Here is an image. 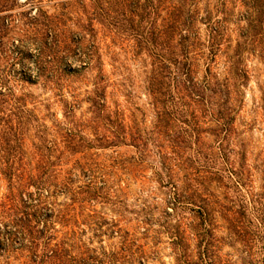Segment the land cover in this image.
Instances as JSON below:
<instances>
[{
  "label": "trees",
  "instance_id": "obj_1",
  "mask_svg": "<svg viewBox=\"0 0 264 264\" xmlns=\"http://www.w3.org/2000/svg\"><path fill=\"white\" fill-rule=\"evenodd\" d=\"M230 1L74 0L81 15L74 23L77 31L67 35L71 0H0V182L5 189L0 194V249L11 244L3 237L8 232L35 259L42 252L45 264H129L134 259L146 264L163 234L174 264H264V160L249 155L235 125L244 103L242 89L255 74L251 62L261 65L264 77V0H234L241 7L236 39L226 38ZM45 4L58 10L50 15ZM21 5L28 10L17 18L11 11ZM19 22L24 36L36 39L33 79L29 68L20 75L6 70L10 59L12 66L25 59L22 39L12 50L4 43L11 25ZM200 24L206 26L203 37ZM101 29L108 32L104 39L131 33L133 60L141 55L149 125L137 120V108L128 117L129 108L107 103L111 83L96 41ZM68 59L78 66L72 68ZM112 62V72L119 71ZM89 70L94 72L92 88L83 99L89 117L77 119L72 86ZM36 83L54 92L62 119L52 121L50 139L42 124L44 132L36 131L29 152L23 112L28 113L33 95L24 86ZM259 92L264 118V81ZM122 146L133 148L134 155L115 157L110 167L126 170L132 179L151 168L171 212L165 209L155 221L158 229L146 214L141 237L120 235L118 252L95 254L82 246L73 253L74 235L67 230L71 216L65 209L55 211L51 201L57 185L66 193L73 182L71 169L84 176L89 172L86 190L78 194L85 196L83 201L101 197L105 184H94L93 163L87 162L99 155L90 152ZM152 156L158 168L149 161ZM70 163L67 176L55 182ZM225 246L232 251L224 252Z\"/></svg>",
  "mask_w": 264,
  "mask_h": 264
},
{
  "label": "rangeland",
  "instance_id": "obj_2",
  "mask_svg": "<svg viewBox=\"0 0 264 264\" xmlns=\"http://www.w3.org/2000/svg\"><path fill=\"white\" fill-rule=\"evenodd\" d=\"M25 0H19V4L24 3ZM70 7L74 10H69L70 21L67 22L69 33L77 31V27L74 25L76 19L80 17V12L76 8V3L71 0ZM239 4L231 0L227 4L228 20L226 23V38H237V25L236 21L239 19L241 12ZM76 9V10H75ZM27 5H21V7L15 8L11 11L18 18L19 13L27 11ZM44 10L48 14H54L58 10L53 7L52 4H45ZM32 11V13H34ZM10 12H3L2 14H9ZM240 25H243L241 23ZM101 27L100 25H98ZM25 28L21 22L13 24L7 31L4 37V43L7 48L11 50L13 47L19 44L20 39L25 42L22 49L25 59L22 63L12 66V60H9V64L6 66V70L11 75L21 74L27 68L31 71V78L33 79L35 71L33 70V54L35 53V38L24 36ZM100 29V28H99ZM199 32L202 37L206 33V26L204 24L199 25ZM108 32L101 29L98 34V41L100 51L102 53L104 61V71L108 74L109 82L111 86L107 88V103L113 105V103L120 104L129 108L125 110V114L129 117L133 107L137 108L135 116L137 120H146V124H150L151 113L149 111L148 100L145 95L143 78L144 72L140 57L133 60L131 45L134 43V39L131 33L124 32L120 37L116 36L113 40L110 38H101L102 34ZM87 40V39H86ZM112 60H115L119 64V71L112 72ZM223 58L220 59V68L222 67ZM67 63H70L71 67L78 66L79 62L72 59H68ZM251 67H255V74L250 78L249 83L244 87V103L237 115L236 127L241 132V138L244 139L246 148L249 155L253 157L257 156L264 160V118L262 116V110L259 107V85L263 84L264 77L261 65H258L255 61L251 62ZM23 64V66H22ZM28 72V71H27ZM94 72L85 71L74 82L76 99L79 103V108L75 111V117L77 119H83L89 117L87 113L88 104L83 100L86 92L91 90ZM16 86L15 91L20 95L22 89ZM25 92H29L33 96L31 100H28L25 107L28 113L23 112L26 115V121L24 125V132L26 133V149L32 150V141L37 142L35 138L36 131L44 132L42 124H44L48 131L44 132L46 139L52 138V121L55 118L62 119V108L54 98L51 89L43 87L41 84L36 83L34 85L24 86ZM71 99L69 96H67ZM129 101V103L127 102ZM24 111V110H23ZM135 150L131 147H116L107 148L105 150L93 149L90 153H97L99 157H93L88 159L87 162L93 163L92 176L97 178L94 184L101 186L103 184V191L101 197L96 199L82 200L84 195L78 194L85 189L86 176L84 172L80 170L71 169L73 182L68 187V191L64 193V190H59L57 185L56 193L52 197V205L55 211L66 210L70 214V222L67 225V230L72 232L74 237L73 253H78V247H84L95 254H101L102 252H118L120 247V235L125 232L128 234L135 233L137 237H141L140 232L144 231L145 226L142 224V219L148 217L154 220L153 229H158L156 220L162 218V213L165 209L171 212L164 202V190L159 187L158 183L154 179L151 168L145 167L138 174L137 177L132 179L129 173L114 169L111 166V160L115 157L117 159H125L134 155ZM252 157V156H251ZM154 163L158 168V159L152 156L149 160ZM72 164L65 166H57L56 171L59 170L60 174L57 175L55 182L59 183L67 176L68 170ZM105 174V175H104ZM104 175V176H103ZM140 175V176H139ZM105 177V182L99 181V178ZM259 186V181L255 179V187ZM89 191L93 192L94 187ZM5 192L4 183L0 182V194ZM92 194V193H91ZM88 197V195H86ZM149 207V208H148ZM144 209V211H142ZM60 222L56 223V228L61 230ZM9 231V230H6ZM5 231V232H6ZM7 233V234H6ZM3 237L5 243L11 241L10 246L0 249V264H45L40 260L42 252L37 251L39 258L35 259V255L32 252H28L25 248H21L19 238L10 237V234L6 232ZM10 237V238H9ZM8 239V240H7ZM148 246H152V240H147ZM147 246V247H148ZM80 250V249H79ZM232 251L231 248L224 247V252ZM129 264H140L139 260L134 259ZM146 264H174L173 255L168 244V240L165 235H160L156 241V245L151 248L147 255Z\"/></svg>",
  "mask_w": 264,
  "mask_h": 264
}]
</instances>
